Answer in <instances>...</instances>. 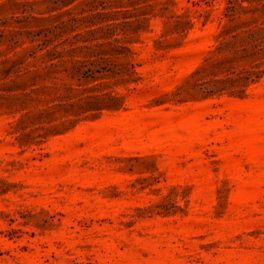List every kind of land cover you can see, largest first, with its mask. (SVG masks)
Returning <instances> with one entry per match:
<instances>
[{
    "label": "rangeland",
    "instance_id": "obj_1",
    "mask_svg": "<svg viewBox=\"0 0 264 264\" xmlns=\"http://www.w3.org/2000/svg\"><path fill=\"white\" fill-rule=\"evenodd\" d=\"M234 2L0 0V264H264V0Z\"/></svg>",
    "mask_w": 264,
    "mask_h": 264
},
{
    "label": "trees",
    "instance_id": "obj_2",
    "mask_svg": "<svg viewBox=\"0 0 264 264\" xmlns=\"http://www.w3.org/2000/svg\"><path fill=\"white\" fill-rule=\"evenodd\" d=\"M236 7L244 8L245 6L242 3L234 2V0H228V5L226 6L227 12L234 11V9ZM252 37H253V35L251 34L250 38H252ZM131 67H132V72L137 74V72H135V70L133 69L134 68L133 64H131ZM246 71H248V74L239 78V79L243 80V83L245 86L251 82L259 80L264 74V68L259 70L258 72H251L250 69H246ZM254 74H255V78L252 76ZM232 79L233 78H231V77H227L224 80L216 79L215 83H214L215 84L214 87L209 91L211 92V91L223 89V86H221L220 83L222 81L232 80ZM90 97H91V100L85 102L84 103L85 105L82 104L83 105L82 107L85 109V111H89L93 115L98 113V112H101L103 109H117V108H119V106H118V104H116V102L121 99V97L119 95H110V97H105L104 95H103V97H100L98 95H94V96H90ZM72 105H73V103H72Z\"/></svg>",
    "mask_w": 264,
    "mask_h": 264
}]
</instances>
